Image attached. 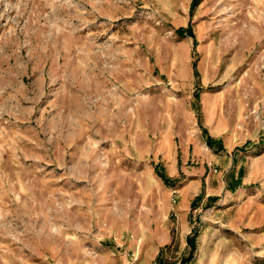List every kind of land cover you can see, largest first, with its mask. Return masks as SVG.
<instances>
[{
  "label": "rangeland",
  "instance_id": "374dc122",
  "mask_svg": "<svg viewBox=\"0 0 264 264\" xmlns=\"http://www.w3.org/2000/svg\"><path fill=\"white\" fill-rule=\"evenodd\" d=\"M193 3L0 0V264H264V0Z\"/></svg>",
  "mask_w": 264,
  "mask_h": 264
},
{
  "label": "trees",
  "instance_id": "16d2710c",
  "mask_svg": "<svg viewBox=\"0 0 264 264\" xmlns=\"http://www.w3.org/2000/svg\"><path fill=\"white\" fill-rule=\"evenodd\" d=\"M198 4V0H194V3H193V7H195L196 5ZM178 34L179 35H184L186 32L189 33V35L191 37H194V34H193V31H192V27H191V24L188 26L187 29H184V28H180L178 29ZM208 140H209V143L212 144V138L208 137ZM161 176L166 180L168 181V177H166L164 174L161 173ZM194 204V203H193Z\"/></svg>",
  "mask_w": 264,
  "mask_h": 264
},
{
  "label": "built area",
  "instance_id": "2783aa9c",
  "mask_svg": "<svg viewBox=\"0 0 264 264\" xmlns=\"http://www.w3.org/2000/svg\"><path fill=\"white\" fill-rule=\"evenodd\" d=\"M155 264H160V263H157V262H156Z\"/></svg>",
  "mask_w": 264,
  "mask_h": 264
}]
</instances>
